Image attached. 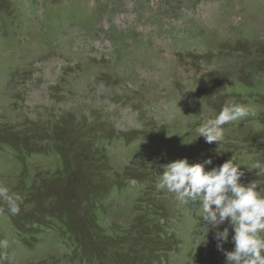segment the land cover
I'll list each match as a JSON object with an SVG mask.
<instances>
[{"label": "rangeland", "instance_id": "rangeland-1", "mask_svg": "<svg viewBox=\"0 0 264 264\" xmlns=\"http://www.w3.org/2000/svg\"><path fill=\"white\" fill-rule=\"evenodd\" d=\"M233 98L255 115L206 143L202 120ZM209 157L264 187V0H0V185L24 200L0 212V240L15 264H226L199 210L154 188L163 165Z\"/></svg>", "mask_w": 264, "mask_h": 264}, {"label": "clouds", "instance_id": "clouds-1", "mask_svg": "<svg viewBox=\"0 0 264 264\" xmlns=\"http://www.w3.org/2000/svg\"><path fill=\"white\" fill-rule=\"evenodd\" d=\"M189 75L193 76L194 72ZM250 115H255L251 106L237 103L233 98L214 118L202 120L198 137L221 147L226 142L225 126ZM212 165L211 157L193 163L187 158L171 161L163 165L155 191L172 194L178 206H188L194 214L199 210L203 225L199 238L206 243L209 231L214 230L217 249L224 253L226 264H264V187L259 180L242 182L245 171L231 158L218 166ZM251 168L257 170L258 177H264V163L255 161ZM23 202L20 194L0 185V203L4 205L0 212L6 209L8 215L17 216ZM229 242L234 245L232 251L223 247ZM11 243L15 241L0 240V264H15V256L7 252Z\"/></svg>", "mask_w": 264, "mask_h": 264}]
</instances>
